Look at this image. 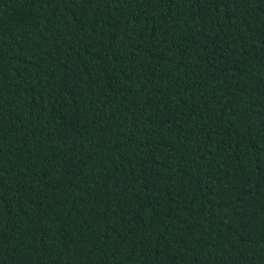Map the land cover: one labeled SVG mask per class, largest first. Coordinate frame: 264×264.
Wrapping results in <instances>:
<instances>
[{
	"label": "trees",
	"instance_id": "1",
	"mask_svg": "<svg viewBox=\"0 0 264 264\" xmlns=\"http://www.w3.org/2000/svg\"><path fill=\"white\" fill-rule=\"evenodd\" d=\"M0 264H264V0H0Z\"/></svg>",
	"mask_w": 264,
	"mask_h": 264
}]
</instances>
